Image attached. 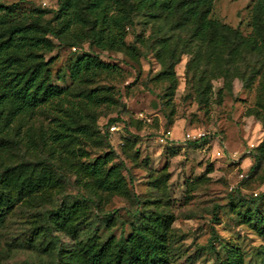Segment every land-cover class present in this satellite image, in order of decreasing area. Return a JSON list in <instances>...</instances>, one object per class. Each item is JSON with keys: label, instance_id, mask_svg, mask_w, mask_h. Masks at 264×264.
Wrapping results in <instances>:
<instances>
[{"label": "rangeland", "instance_id": "rangeland-1", "mask_svg": "<svg viewBox=\"0 0 264 264\" xmlns=\"http://www.w3.org/2000/svg\"><path fill=\"white\" fill-rule=\"evenodd\" d=\"M255 2L213 0L210 18L248 38ZM143 15L119 48L55 42L46 55L62 94L19 117L9 132L17 144L0 143V264H115L121 237L134 245L135 264H264V85L240 78L257 61L243 46L229 55L211 44L197 55L201 38L188 25ZM85 53L116 69L73 81L69 68ZM225 64L234 68L232 94ZM207 67L201 98L196 83ZM194 131L205 141L186 140ZM57 208L47 223L44 210ZM141 234L156 242L157 257Z\"/></svg>", "mask_w": 264, "mask_h": 264}, {"label": "trees", "instance_id": "trees-1", "mask_svg": "<svg viewBox=\"0 0 264 264\" xmlns=\"http://www.w3.org/2000/svg\"><path fill=\"white\" fill-rule=\"evenodd\" d=\"M57 1V10L35 7L26 11L19 3L11 6L0 3V143L17 144L10 138L9 132L19 117L62 94L63 90L51 82L53 59H46V55L56 47L55 42L79 48L88 42L102 51L119 48L125 45L128 29L135 24V16L141 14L153 21L159 20L166 26L171 17L176 18L173 27L188 25V29H193L192 36L201 38L195 51L197 55L211 44L221 45L229 55L243 46L244 56L255 59L257 63L241 72L242 82L249 86L252 80L260 77L264 85V0H256L254 3V34L245 39L239 35L238 30H231L210 18L213 0ZM189 4L196 5V9H187ZM174 66L173 63L172 68ZM114 69L116 67L110 63L85 53L75 59L69 71L73 81L77 82L83 78L91 79L103 73H113ZM233 69V66H224V78L230 94L233 93V78L230 77ZM208 71V67L203 69L197 79L196 86L201 98L205 97L202 79ZM193 80L189 79L190 82ZM258 114L260 117L261 113ZM119 121V117L112 118L108 125L118 127ZM106 137L110 138V134L107 133ZM204 141L191 143L198 145ZM255 159L251 172L262 161L259 156ZM9 170L6 168V172ZM2 183L3 176H0V185ZM61 212V208L44 210L47 221L48 217H57ZM141 237L148 252L157 257L156 242L145 234H141ZM98 252L102 254L103 250L99 249ZM99 254L94 255L95 263L99 262ZM137 256L134 245L121 237L114 263L135 264ZM230 263L239 264L234 258Z\"/></svg>", "mask_w": 264, "mask_h": 264}, {"label": "built area", "instance_id": "built-area-1", "mask_svg": "<svg viewBox=\"0 0 264 264\" xmlns=\"http://www.w3.org/2000/svg\"><path fill=\"white\" fill-rule=\"evenodd\" d=\"M141 118H145V116L143 114L140 115ZM111 131H117L119 128L117 126H112L111 128ZM171 135H172V132L171 131H167L165 134H164V137L165 138H162L161 141H166V139H169L171 138ZM206 133L205 132H202V131H194V132H191V133H188L186 135V140H189V141H201V140H204L206 139ZM219 155H221V152L218 153Z\"/></svg>", "mask_w": 264, "mask_h": 264}]
</instances>
